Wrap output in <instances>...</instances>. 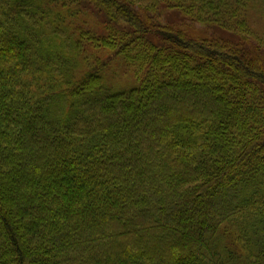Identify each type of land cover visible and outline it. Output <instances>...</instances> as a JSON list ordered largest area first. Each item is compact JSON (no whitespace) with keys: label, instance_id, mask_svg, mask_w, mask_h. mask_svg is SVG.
<instances>
[{"label":"trees","instance_id":"obj_1","mask_svg":"<svg viewBox=\"0 0 264 264\" xmlns=\"http://www.w3.org/2000/svg\"><path fill=\"white\" fill-rule=\"evenodd\" d=\"M261 10L0 0V264H264Z\"/></svg>","mask_w":264,"mask_h":264},{"label":"rangeland","instance_id":"obj_2","mask_svg":"<svg viewBox=\"0 0 264 264\" xmlns=\"http://www.w3.org/2000/svg\"><path fill=\"white\" fill-rule=\"evenodd\" d=\"M263 11L261 10V13H259L260 15V19L258 20V22H256L257 24H259L260 26H262L260 29L264 30V13H262ZM257 26V25H256ZM195 30H197L196 34L199 35L198 33L201 31V27L200 26H195ZM263 32V31H262Z\"/></svg>","mask_w":264,"mask_h":264}]
</instances>
